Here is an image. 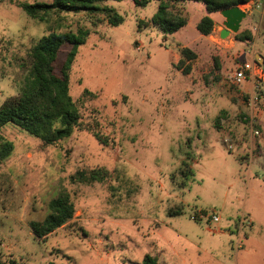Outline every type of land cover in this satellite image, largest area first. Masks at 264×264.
<instances>
[{
    "label": "rangeland",
    "instance_id": "374dc122",
    "mask_svg": "<svg viewBox=\"0 0 264 264\" xmlns=\"http://www.w3.org/2000/svg\"><path fill=\"white\" fill-rule=\"evenodd\" d=\"M51 1L0 0V106L21 91L39 38L87 30L70 94L106 143L88 130L46 145L14 123L0 129V145L13 146L0 164V264H145L146 255L157 264H264V80L229 81L241 63L261 61L262 0L241 22L238 32L248 26L256 35L246 45L237 32L221 38L218 12L209 14L212 34L202 35L197 24L208 12L197 1L178 5L188 23L174 33L150 22L158 0L106 1L123 16L117 26L100 12L43 22L20 6ZM184 46L197 53L188 75L174 66ZM85 88L94 95L83 98ZM93 167L107 169L103 182L70 180ZM63 192L75 201L73 220L35 237L31 221Z\"/></svg>",
    "mask_w": 264,
    "mask_h": 264
},
{
    "label": "trees",
    "instance_id": "16d2710c",
    "mask_svg": "<svg viewBox=\"0 0 264 264\" xmlns=\"http://www.w3.org/2000/svg\"><path fill=\"white\" fill-rule=\"evenodd\" d=\"M108 0H52L51 2H22L20 6L32 18L43 22H62L65 13L94 12L103 13L108 21L117 26L123 22L119 12L105 4ZM135 5L144 7L151 0H132ZM187 1H197L205 5L207 15L197 24L202 35L212 34L215 22L209 15L233 6L247 3L249 0H158V10L150 22L165 33H174L187 25L186 17L177 10L178 5ZM87 30L77 32L50 31L34 44L30 51L31 68L26 74L23 87L18 95L7 99L0 106V129L8 123H14L28 133L40 138L46 145H55L70 137L76 130H88L101 142L106 143V137L97 130L98 123L86 125L77 102L70 94V70L85 43ZM240 41L252 40V33L246 29L235 34ZM68 46L64 59L61 52ZM197 53L188 46L181 49V58L174 65L183 74H190L192 61ZM219 68V64H217ZM94 95L85 88L82 97ZM223 114L225 111L223 110ZM221 116L216 118L219 127ZM12 144L2 142L0 145V164L12 151ZM108 171L104 167L81 169L70 176L74 183L92 184L103 182ZM49 213L43 220L31 221L32 233L37 238H46L58 228L73 220L77 208L72 195L60 193L49 202ZM16 263V261L14 260ZM52 264V263H51ZM145 264H156L151 255L145 256Z\"/></svg>",
    "mask_w": 264,
    "mask_h": 264
},
{
    "label": "built area",
    "instance_id": "2783aa9c",
    "mask_svg": "<svg viewBox=\"0 0 264 264\" xmlns=\"http://www.w3.org/2000/svg\"><path fill=\"white\" fill-rule=\"evenodd\" d=\"M244 7V8H243ZM243 10L247 11L249 9V5L244 4L241 7ZM251 79V80H264V61H259L258 59H253L252 61L249 62H243L241 63L237 70L229 76V81L234 84V85H240L241 83H244L246 80ZM253 133L255 135H259L260 131L258 129H254L252 127ZM200 217L205 218V220L210 221L211 223H216L219 221V215L215 212H206V213H201L200 212ZM192 218H195L192 217Z\"/></svg>",
    "mask_w": 264,
    "mask_h": 264
},
{
    "label": "water",
    "instance_id": "95a60500",
    "mask_svg": "<svg viewBox=\"0 0 264 264\" xmlns=\"http://www.w3.org/2000/svg\"><path fill=\"white\" fill-rule=\"evenodd\" d=\"M225 18L224 27L220 30L221 38H226L231 32H238L241 22L247 16V12L239 6H233L220 11Z\"/></svg>",
    "mask_w": 264,
    "mask_h": 264
},
{
    "label": "crops",
    "instance_id": "0c3cea01",
    "mask_svg": "<svg viewBox=\"0 0 264 264\" xmlns=\"http://www.w3.org/2000/svg\"><path fill=\"white\" fill-rule=\"evenodd\" d=\"M253 2V0H249L247 3H242V4H240L239 5V7H242L244 4H247V5H249V9L246 11L247 12V15L250 13H252V5H251V3ZM257 8H259V9H261L260 10V24L262 25H264V0H262L261 2H259L258 4H257ZM218 13H220V11L218 12ZM220 15H221V13H220ZM213 20H214V22H215V24H216V19L215 18H213ZM247 28H248V30H250L251 31V33H252V37H253V39L254 40H256V35L254 34V29L252 28V27H248L247 26ZM219 30H221V28L219 29ZM263 36H264V33L262 34ZM252 39V40H253ZM252 40L250 41V40H246V41H244V45H246V43H250V42H252ZM264 43V42H263ZM255 47H257V43L256 42H253L252 43V46L251 47H247V46H245V52L247 53V54H249L250 55V57H252L253 56V53H254V48ZM192 49V48H191ZM257 49H259V48H257ZM193 50V49H192ZM260 55V57H261V62L262 61H264V53L261 51V49H259V51L258 52H255L254 53V56L255 57H258ZM259 60V59H258ZM260 61V60H259ZM192 68H193V63H192ZM154 258V257H153ZM155 259V261H156V258H154ZM156 264H157V262H156Z\"/></svg>",
    "mask_w": 264,
    "mask_h": 264
}]
</instances>
